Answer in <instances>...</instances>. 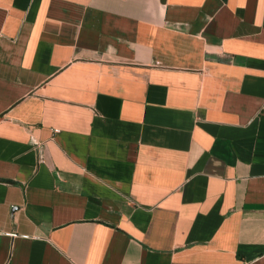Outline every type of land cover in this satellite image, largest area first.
Listing matches in <instances>:
<instances>
[{"label":"crops","instance_id":"0c3cea01","mask_svg":"<svg viewBox=\"0 0 264 264\" xmlns=\"http://www.w3.org/2000/svg\"><path fill=\"white\" fill-rule=\"evenodd\" d=\"M0 264H264V0H0Z\"/></svg>","mask_w":264,"mask_h":264},{"label":"built area","instance_id":"2783aa9c","mask_svg":"<svg viewBox=\"0 0 264 264\" xmlns=\"http://www.w3.org/2000/svg\"><path fill=\"white\" fill-rule=\"evenodd\" d=\"M54 132H57V131H54Z\"/></svg>","mask_w":264,"mask_h":264}]
</instances>
